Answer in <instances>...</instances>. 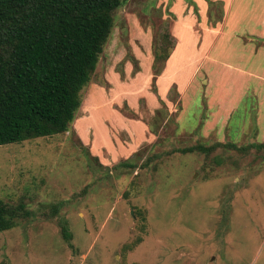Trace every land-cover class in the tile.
I'll return each instance as SVG.
<instances>
[{
	"label": "rangeland",
	"instance_id": "374dc122",
	"mask_svg": "<svg viewBox=\"0 0 264 264\" xmlns=\"http://www.w3.org/2000/svg\"><path fill=\"white\" fill-rule=\"evenodd\" d=\"M176 4L125 0L67 130L0 146V201L29 213L0 232V264H264V159L253 149L178 152L264 143V80L248 77L220 127L222 78L238 68L200 50L194 80L180 77L181 62L165 68L188 14ZM214 6L207 28L219 21ZM188 18L204 47L214 32L201 35L194 10Z\"/></svg>",
	"mask_w": 264,
	"mask_h": 264
},
{
	"label": "trees",
	"instance_id": "16d2710c",
	"mask_svg": "<svg viewBox=\"0 0 264 264\" xmlns=\"http://www.w3.org/2000/svg\"><path fill=\"white\" fill-rule=\"evenodd\" d=\"M124 1L0 0V146L67 130ZM217 148L241 155L253 149L264 159V143L195 144L178 152L208 156ZM28 215L22 205L0 201V232ZM60 232L68 242L69 232Z\"/></svg>",
	"mask_w": 264,
	"mask_h": 264
},
{
	"label": "crops",
	"instance_id": "0c3cea01",
	"mask_svg": "<svg viewBox=\"0 0 264 264\" xmlns=\"http://www.w3.org/2000/svg\"><path fill=\"white\" fill-rule=\"evenodd\" d=\"M174 1H176L177 4L171 6V11L176 13L177 7H182L181 5L184 3L188 5H185L186 9H188V14L186 19L180 21L177 29V34L181 35V44L177 43L172 49L167 58L165 68L171 67L172 69L173 66L180 65L181 62L184 71L181 72L180 77L188 76V78L190 77V80H194L197 73L196 68H194L196 62V60L194 61V56H196L198 50H200V52L205 51V55L203 54L204 58L213 63H217V57L221 58V60L224 59L223 57L228 58L226 63H222L225 66H230L229 64L231 63L234 65L235 63V67L238 68L237 73L240 75L238 78L236 77V79L232 80L231 77L228 79L226 77L222 78V85H225L227 89L223 92L221 100L218 103V106L221 107L220 111L213 114L215 116H222L220 127H227L231 124L228 115L231 111H235V108L238 106L239 99L244 93V87L249 83V81H247L248 77L256 80H264V0ZM210 3H213L218 9L216 12L220 13V15L215 17L219 21L215 24L214 28H207L206 26L207 19L212 20L213 18L211 11H208L210 14L207 15V10L211 7ZM193 10L195 12V18H199L197 25L200 27V31H202L201 35L212 33V31L214 32L212 33L213 37L209 39L207 45L203 42L204 47H202L201 38L198 44H194L195 36H191L192 27L188 24L194 22L188 17L192 15ZM177 15H179V13ZM240 18L248 20L245 23H238V25L242 26L244 32H238L239 30L235 27L233 32H231L229 29L230 24L237 27V19ZM185 36H187L186 41ZM190 49H192V52ZM202 65H200V67ZM209 82V78L204 74L201 79V84L210 85ZM231 82L237 83V85L228 87L227 84ZM238 83L241 85H238ZM206 98V105L208 107L213 106L212 102L215 103L216 100L212 101V97L208 98V96H206ZM209 99L210 103L208 102ZM209 114L212 115L211 112H209ZM210 120L211 119L206 121V124L204 125L206 127L204 128L207 129L209 125L213 123L215 124L216 119L215 121L212 119L213 121L211 122L213 123H211ZM241 121H244V119ZM242 124L243 123L241 122L239 124L238 121L236 122V127L241 126Z\"/></svg>",
	"mask_w": 264,
	"mask_h": 264
}]
</instances>
